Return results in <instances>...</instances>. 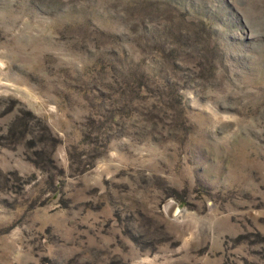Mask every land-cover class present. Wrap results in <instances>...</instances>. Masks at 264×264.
Here are the masks:
<instances>
[{
    "label": "rangeland",
    "instance_id": "374dc122",
    "mask_svg": "<svg viewBox=\"0 0 264 264\" xmlns=\"http://www.w3.org/2000/svg\"><path fill=\"white\" fill-rule=\"evenodd\" d=\"M0 264H264V0H0Z\"/></svg>",
    "mask_w": 264,
    "mask_h": 264
}]
</instances>
